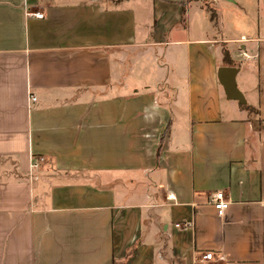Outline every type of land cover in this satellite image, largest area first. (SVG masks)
<instances>
[{
  "label": "crops",
  "instance_id": "obj_1",
  "mask_svg": "<svg viewBox=\"0 0 264 264\" xmlns=\"http://www.w3.org/2000/svg\"><path fill=\"white\" fill-rule=\"evenodd\" d=\"M210 10L0 0V264H264V12L235 39Z\"/></svg>",
  "mask_w": 264,
  "mask_h": 264
},
{
  "label": "rangeland",
  "instance_id": "obj_2",
  "mask_svg": "<svg viewBox=\"0 0 264 264\" xmlns=\"http://www.w3.org/2000/svg\"><path fill=\"white\" fill-rule=\"evenodd\" d=\"M237 2L220 1L219 6L211 5L210 0H202L203 4H206L210 11H202L201 15L191 17V26L197 25L202 20L203 22H210L213 26L216 23L222 24V30L218 32V35L224 37H231L240 39L242 35L249 36L250 25L256 23L258 14L263 13L264 9L261 6L260 0H236ZM219 9V10H218ZM258 15V16H257ZM241 44H234L230 50H234L237 55L241 48ZM253 111V110H252Z\"/></svg>",
  "mask_w": 264,
  "mask_h": 264
},
{
  "label": "water",
  "instance_id": "obj_3",
  "mask_svg": "<svg viewBox=\"0 0 264 264\" xmlns=\"http://www.w3.org/2000/svg\"><path fill=\"white\" fill-rule=\"evenodd\" d=\"M232 1V0H226ZM239 69L237 67H221L218 70V81L225 91L226 98L229 101H237L245 105L246 99L243 93L237 86V74Z\"/></svg>",
  "mask_w": 264,
  "mask_h": 264
},
{
  "label": "built area",
  "instance_id": "obj_4",
  "mask_svg": "<svg viewBox=\"0 0 264 264\" xmlns=\"http://www.w3.org/2000/svg\"><path fill=\"white\" fill-rule=\"evenodd\" d=\"M37 18L42 19L44 16L42 14H37L36 15ZM36 99L33 98V101H35ZM44 159L43 158H37V159H33L30 165L31 171L32 172H37L39 171L41 165L44 163ZM211 201L217 211L218 216L223 217L226 213V211L229 208L230 203L227 201L226 196L223 192H218L212 195L211 197ZM188 224L186 225H177V227H187ZM213 256L212 254H206L203 257L204 261H212Z\"/></svg>",
  "mask_w": 264,
  "mask_h": 264
},
{
  "label": "trees",
  "instance_id": "obj_5",
  "mask_svg": "<svg viewBox=\"0 0 264 264\" xmlns=\"http://www.w3.org/2000/svg\"><path fill=\"white\" fill-rule=\"evenodd\" d=\"M183 16H184V10H183L182 18H183Z\"/></svg>",
  "mask_w": 264,
  "mask_h": 264
}]
</instances>
